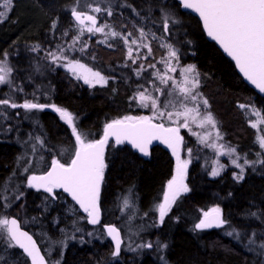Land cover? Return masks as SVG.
Returning <instances> with one entry per match:
<instances>
[{"label":"trees","instance_id":"obj_1","mask_svg":"<svg viewBox=\"0 0 264 264\" xmlns=\"http://www.w3.org/2000/svg\"><path fill=\"white\" fill-rule=\"evenodd\" d=\"M47 1L50 0H35L39 5L34 7L40 9L37 8L39 15L31 25H17L16 21L15 25L0 28V58L4 57V53L13 57L17 80H27L26 75L34 81L36 72L39 73L38 77L46 74L43 77L45 93L40 103L66 109L72 113L82 137H86V141L97 140L107 123L137 112L135 97L144 88L148 73L144 71L145 67L168 56V49L161 46V37L151 39V52L143 47L139 61L131 64V59H127L128 46L121 37L114 40L111 47L100 43L95 37L91 38L89 34H80L73 43L77 37L76 28L83 25L76 23L71 14L62 10L65 0H54L53 6L48 5ZM164 11L170 12L175 21L176 35L169 41L177 52V67L180 70L184 65L195 66L203 79L200 89L210 102L209 108L220 122L226 139L251 164L246 166L242 180L235 178L237 171L232 167L212 176L211 168L204 167L203 155L199 154L189 165L186 175L189 191L183 193L162 224L153 212L151 218L154 225L145 235L151 242L167 244L165 256L168 264H264V250L255 243H248L253 233L256 241L264 242V169L259 170L254 166L260 153L257 131L239 107L253 103L264 115V95L258 94L244 81L233 60L206 37L200 20L183 10L178 0H117L112 15H108V23L115 25L118 33L137 34L141 22L145 26L150 19L160 21ZM37 19H40L39 22ZM36 21L42 23L39 28ZM22 29L23 39H11ZM31 30L35 31L34 35H31ZM1 38L6 40L3 42ZM34 48L37 51H33ZM77 49L79 51H75ZM49 52L63 57L78 56L80 61L100 70L107 83L94 86L84 83L58 61L52 60ZM165 60L168 61V58ZM26 80L23 85L27 86V93H14L15 96L10 97L0 92V99H9L19 105L26 99L37 98L38 94L33 91L34 83H27ZM0 112L5 114L0 116V192L4 196L7 186L15 188L21 183L20 179L25 180L27 175L34 173L33 163L39 155L44 157V165L53 159L68 161L72 155H68V152L74 149L75 138L68 124L51 107L29 111L28 121L24 116L25 110L20 107L0 106ZM181 132L182 151L187 149L189 137L186 130ZM193 144L199 153L201 145L196 138ZM175 162L173 154L159 144L152 147L150 156L144 157L126 144L111 142L105 156L100 200L103 212L101 224H120L118 205L126 192L131 193V200L137 202L138 214L151 209L161 200L168 181L172 179ZM251 166L255 169H250ZM25 167L28 169L26 172ZM238 175L240 173L237 172ZM22 192L7 215H15L19 219L25 216L35 218L42 230H49L52 234H59V227L71 222L66 218L62 204L45 201L42 190L24 187ZM68 201L72 202L70 199ZM215 206L222 208L227 226L244 233L240 237L242 240L237 241L219 228L194 230L198 214ZM3 210L4 199L0 197V213ZM81 224L87 230L100 228L104 239L93 237L82 244L72 243L63 264H165L152 248H143V255L138 259L136 254H128L127 261L119 255L114 259L111 255L113 244L102 225L93 227L87 220ZM31 227L26 228L32 230L40 242V236H36ZM141 240L145 241L143 238ZM21 254L25 264H29L27 257Z\"/></svg>","mask_w":264,"mask_h":264},{"label":"snow or ice","instance_id":"obj_2","mask_svg":"<svg viewBox=\"0 0 264 264\" xmlns=\"http://www.w3.org/2000/svg\"><path fill=\"white\" fill-rule=\"evenodd\" d=\"M12 0H2L0 7H3L5 11H0V22H3V18H6V12L10 11L9 5ZM178 3L182 4L184 8L195 9L203 19L204 27L210 37L219 42L224 50L233 57L236 64L240 67L245 77L256 85L261 91H264V0H178ZM90 7V6H88ZM95 13L104 11L107 15H112V9L110 6L101 9L99 6L92 9ZM71 15L79 22V25H84L85 20L91 22L90 27H87V32H104L105 27L109 25H101L97 27V18L95 15H89L86 11H77L76 8H72ZM139 15V13H137ZM172 18L170 14L164 13L162 16L163 28L165 31L168 29V20ZM55 22L53 28H55ZM84 29L79 28V32L82 34ZM108 35L112 37H121L125 43L128 42L132 33L124 35L116 31H110ZM149 33H146L143 28L139 29V36L147 39ZM79 39V35L74 38ZM106 42V41H105ZM132 44H136V38L131 40ZM143 47L148 48L147 44H143ZM162 47H166L169 52V58H175L178 60L177 52L170 44H163ZM111 47V45H109ZM33 51H37L36 48ZM63 51V50H61ZM149 52L151 49L149 48ZM129 56L132 55V48H128ZM48 56L52 60L66 59L63 56H57L55 53L49 52ZM166 66L170 68L172 72L176 69L171 67L167 60L164 61ZM72 70L73 74H76V68L85 69L83 64L77 62L69 63L65 65ZM154 67V65H149ZM141 68L143 66L141 65ZM13 69L9 66L7 61V53H4V58L0 59V85H11V73ZM185 74L182 84H178L179 92L182 94V101L179 107L183 108V111H176L175 113L167 111L169 106L176 108L175 101L169 99L164 104L165 111H161L158 107L157 99L150 96L146 97L143 92H140L139 99L142 104L145 100H151L152 106L155 109L154 115L151 117H129L125 116L122 119L112 120L104 126L103 136L99 140L86 141V137H82V134L77 131L74 124V118L72 113L66 109H61L55 105H44L39 103H33L25 101L23 104L10 103L9 99H0V106L10 108H23L27 110H42L44 108H54L59 114L60 119L65 121L70 127L75 136V143L78 145L74 151V157L69 163L64 164L59 160L52 162L51 171H48L43 176H31L28 178V186L35 187L37 189L44 188L46 192L53 193V189L60 188L71 194V196L79 203L84 212L88 213L87 219L91 224L96 225L99 223V197L101 184L104 180V172L106 168L104 160V149L108 142L109 137L115 138V143L120 144L124 141L130 142L136 149L145 155L148 154V145L153 140H162L170 148L173 153L177 154V168L176 175L167 183V191L164 192L163 202L155 205L154 210L158 212L159 222H164L165 216L170 212L173 204L176 203L177 198L181 193H186L189 188L184 183L186 175L187 161L180 162L178 148L183 140L179 135V127H165L163 123H153V119L156 115L161 118L167 115L171 120L173 115L177 118L183 116L185 118L184 123L180 127L188 128V118L190 114L192 120L195 121L197 117L201 115L199 99L201 94L195 92L199 87L198 73L195 71V66L188 65L182 69ZM188 74H191L189 76ZM91 77V78H90ZM81 77L77 75V79ZM84 82L89 85L106 84L107 79L101 75L100 72H93L91 69H86V74L83 75ZM172 77L167 74L160 76L162 83L167 84L168 80ZM22 91V89H21ZM157 91L163 92L162 89ZM172 95V92H169ZM192 102L193 107L189 108L188 104ZM204 105H207V100H202ZM147 107V104H144ZM240 108H246L245 105H239ZM256 117H261V112L255 108L252 109ZM3 112H0V116H4ZM209 124L215 127L216 121L213 118L211 112H206L203 118L200 120L201 126L203 124ZM260 123L264 124V117L261 118ZM253 128L257 127V124L251 125ZM217 138L219 133L217 132ZM39 139V138H37ZM43 143V141H40ZM257 143L264 148V136H257ZM215 147V145H213ZM223 148V145H220ZM191 151L190 149L188 150ZM229 152H235V149H229ZM232 163H236L233 160ZM247 164V160H245ZM259 163L264 164V160H260ZM243 170L242 165H238ZM24 171H28L27 168ZM217 170H213L211 175H218ZM237 180L243 179V171L241 174L235 177ZM0 197L5 201L6 196L0 192ZM19 199V197H16ZM8 205L5 204V207ZM130 201L128 198L123 200V207L128 208ZM146 215V214H145ZM228 224V221L223 219L222 210L219 206L213 207L208 211L202 212V218L198 223L194 225V230H205L211 228H221ZM107 235L114 241V250L111 255L117 257L121 252L122 240L119 230L114 226H105ZM228 236L234 237L237 241L240 240V233L236 229H232L225 233ZM91 235V233H89ZM255 233L252 234V237ZM0 241H2L7 247L19 246L25 253L31 258L32 264H46L44 256L40 254L39 248L36 246V242L32 236L26 231L21 230L20 222L15 219L0 218ZM63 243V242H62ZM254 243L253 239H249V244ZM158 246L167 248V244ZM140 248H152L151 242L139 245ZM264 250V243L260 245ZM264 254V251H262ZM59 264V261L54 262Z\"/></svg>","mask_w":264,"mask_h":264},{"label":"rangeland","instance_id":"obj_3","mask_svg":"<svg viewBox=\"0 0 264 264\" xmlns=\"http://www.w3.org/2000/svg\"><path fill=\"white\" fill-rule=\"evenodd\" d=\"M22 1H24V0H12V3L9 5L10 11L6 12V18H3V22H0V28L2 26L6 27L8 25L9 26L15 25L16 21H17V25H23V24L24 25H31L33 23V20L35 19L36 15L38 14V10H37L38 7L36 8L34 6H38L39 4L36 3L37 1L35 2V0H32V1L26 0L27 2H25V1L22 2ZM0 3H2V0H0ZM116 3H117V0H65L62 3L63 4L62 10L65 11V13L67 12L70 15L72 8H76L77 11H86L89 15H95L97 18V25H96L97 27L106 24V25H109L110 28L105 27L104 32L89 33V32H87V27H90L92 25L86 24V25L82 26V28L84 29L82 34H85V35L89 34L91 38L92 37L97 38V40L100 43L113 45L112 42L114 40H116L117 38H119V36L118 37H112L111 35H108V33L110 31L118 32L116 26L108 23L109 18H108V15L106 12L101 11L100 13H95L94 11H92V9H94L97 6H99L101 9L110 6L111 9L114 11V6L116 5ZM47 4L50 6L51 5L53 6L54 0L47 1ZM88 6H90V7H88ZM38 9H40V8H38ZM0 11H5V9L3 7H0ZM164 13H168V14H170V17H172V14L170 12L164 11ZM39 20L40 19H37L38 22H39ZM38 22H37V24H38L37 28H39V26L42 24L41 22L40 23H38ZM174 22L175 21L173 20V18H170L168 20L167 31H165L163 28L162 18L160 21H158L157 19H150V21H148L145 24V26L141 22V26L137 27V34H132V36H131L132 38H129L128 42L126 43L128 48H129V46H131V48H132V55L129 56V54H128V56H127V59L128 58L131 59V64L137 63L139 61V58L141 56V52L143 49V46H142L143 44H147L149 46L147 48L148 50H149V48L151 49V44H150L151 39H158L159 37H161L162 44L172 45V43L169 41V39H172V37H174L176 35V29H175ZM79 28H81V27L79 26L76 28L77 29L76 30L77 36L81 34L79 32ZM141 28H143L146 33H149L147 39H144V38L139 36V29H141ZM119 31H121V29H119ZM30 33H32L31 35H34L35 31L31 30ZM22 34H23V29L20 31V33L13 34L11 39H13V40H15L16 38L21 39L23 36ZM28 37H30V36H28ZM133 38H136V40H137L136 44L131 43V40ZM1 40L4 42V40H6V38H3V39L1 38ZM172 47L175 50V47L173 45H172ZM75 51H79V49H77ZM168 52H169V50H168ZM57 56H59V55H57ZM3 58H0V59H3ZM167 58H168V62L171 65V67H174L176 69L175 72H172L170 70V68H168L166 66V64L164 63L165 59H167ZM66 59H59L56 61H58V63H60L65 69H67L73 76L77 77V75H79L81 77L80 79L83 82H84L83 75L86 74V69H91L93 72L98 71L101 73L102 76L105 77V75L100 70H98L95 66L88 65L85 62L80 61L78 56H77V58H71L69 56H66ZM7 61H8L9 66H11V67L15 63V61L13 59H10V57L7 58ZM77 61L80 64H83L85 66V69H81V68L77 67L76 68V74H73L72 70L68 67H65V65H68L69 63L77 62ZM186 66H188V65H184L179 70V68L177 67V64L175 62V58L170 59L169 55L168 56L165 55L162 59H160V61H158V63L154 64V67H149V66H147L148 68L145 67L146 69L144 71H147L148 73H147L146 81H145V83H143L144 88L139 90L136 93V97H135L136 102L138 103V105L136 106V107H138V108H136L137 112H133L128 116L129 117H151L154 115L155 109L152 106L151 100H145L144 101V104L148 105L147 107H145L144 104H142L140 99H139L138 94L140 92H143L146 97L150 96L154 99H157L158 107L160 108L161 111H165L163 106H164L165 102L168 101L169 99L175 101L177 107L173 108V107L169 106L167 108L166 112L171 111V112L175 113L176 111H183V108L179 107L183 97H182V94L179 92V88H177L176 86L178 84H182L183 78L185 75L182 72V69ZM12 69H13V67H12ZM137 74H140V72H138ZM165 74H167V76L172 77V79L168 80L167 84L162 83L160 80V76H163ZM38 75H39V73L36 72L37 78L34 81L33 80H30V81L26 80L27 83H30V82L34 83L35 87H34L33 91L35 92V94H38L37 95L38 97L35 98L34 100H37V101L31 100V99H26L25 101H30L33 103L41 104L40 98L42 97V94L45 93V91L43 89V83H44L43 77H45L46 74H44L45 76H43V74H40L39 77H38ZM188 75L191 76V74H188ZM25 77L27 79H30V77H27L26 75H25ZM198 79H199V87L195 90V92H198L201 94V96L199 98L201 100V104H200L201 115L199 117H197L195 121H193L191 116L194 114H190V116L188 118V124H189L188 128L180 127V125L184 123L185 118L183 116H180L179 118H177L175 116V114L173 115L171 120L168 119L166 114L163 118H161L159 115H156V118L153 120L157 121V122H162L168 126L169 125L170 126H177V127H179V129L181 131L186 130V134L189 137V139H188L189 145H188L187 149L180 151L179 158H180V162L187 161V168H189V165L191 164L193 159H196L198 157V155L201 154V155H203V159H204V160L202 159V161L204 163V167H206V168L210 167L211 173L213 170H217L218 173H220L221 171L225 170L227 167H232L235 171H237L240 174H241V171H243V176H244L245 171H246L245 170L246 166L248 164H251V163L246 164L245 160H247V159L242 158L243 155L242 156L239 155L237 152V149L233 148L232 145H230V143L226 139V136L220 127V122L218 121L216 116L213 114V112L209 108L210 102L204 96V94L202 93V91L200 89L201 83L203 82V79L200 77V75H198ZM18 80H16L15 88L18 86ZM15 88L14 89L12 88V90L7 92L6 94H8L10 97H14L15 96L14 93H27L26 89H22V91H21V89H18V88L15 89ZM157 89H162L163 92L161 93L160 91H157ZM169 92H172L171 96L169 95ZM202 100H207V105H204L202 103ZM10 103H13V102H10ZM185 103L188 104L189 108L193 107L192 102L185 101ZM243 105L246 106V108H244L243 111H244L246 117L248 118L249 122L251 123V125L254 123L257 124V127L255 128L257 131V136L258 135L264 136V124L260 123V120L262 117H264V115H263L262 111L260 110V108L253 103H245ZM253 108H255L261 112V117L255 116V113L252 111ZM24 110L26 112L24 116L27 119L26 121H28L29 117H28L27 113L31 110H27V109H24ZM206 112H211L213 118L216 121L215 127H212L211 125H209L207 123H205V124H203V126H201L200 120L203 118V116L206 114ZM122 118H120V119H122ZM217 132L219 133V138H217ZM195 138L198 140V143L201 145V149H200L199 153H198V150L196 149L197 146L195 147V144H193ZM85 142H87V141H85ZM213 145H215V147H213ZM220 145H223L224 147L221 148ZM77 146L78 145H76V143H75L74 149H71L68 152V155H70V154L73 155ZM259 146H260V153H259L258 158L255 160L256 162L254 163V166L260 170V169H264V164L259 163L260 160H264V148H262L260 144H259ZM189 149L191 150L190 152L188 151ZM229 149H235V152H229L228 151ZM72 155L70 156L68 161H64L62 163H65V164L69 163L70 160L74 156V155L73 156ZM174 157L176 160V162H175L176 165H175V171H174L173 176L176 175V168H177V163H178L177 156H174ZM54 160H57V159H53L49 164L44 165L45 164L44 163V157L42 155H39V158H37L36 161H34V163H33L34 173L32 172L29 175H27L25 180L20 179L21 183L16 185L15 188L10 189L9 186L6 187V189H5L6 191H5L4 196L7 197V200L6 201L4 200V210L0 213V218H4V217L8 218L9 217V215H7V212L17 204L18 199L16 197L17 196L20 197L22 195V193H23L22 190L24 187L38 190L35 187L28 186V178L33 176V175L39 176L41 173H43L49 167V165ZM233 160H236L235 164L232 163ZM238 165H242L243 170L241 169V167H238ZM187 168H186V175H187ZM250 169L254 170L255 168H253V166H251ZM237 172H236V176H237ZM184 183L186 185H188L187 184V177H186V180H184ZM166 191H167V186H166V189L164 192H166ZM182 194L183 193H181V195ZM181 195L177 198L176 204H177V201L179 200V198L181 197ZM43 198L45 201H48L49 203H61L62 206L64 207V212H65L66 218H68L71 221L66 225H62L63 227L62 226L59 227L60 228L59 234H52L49 232V230H42V227L37 225V223L35 222V218H29L26 216H25V218L23 217L25 220L20 218L22 221L26 222V224L23 222L26 227H28V226L30 227V225L33 226L31 228L35 231L36 236H40V243L43 247V250H44L50 264L51 263L54 264V262H56V261H59V264H63L68 250L71 249L75 243L82 244V243L89 241L93 237H97V238L99 237V239H101V240L104 239V235H102V233H100V228H93L91 230H89V229L87 230V229L83 228L84 226L81 224V222H83L84 220L86 221L87 217L79 211L78 207L74 203L68 201V198L64 195L63 192H61L60 190H55L54 195L53 194L50 195V194L45 193ZM125 198H128L130 201V206L128 208L123 207V200ZM162 202H163V196H162L161 200L159 202H157L155 205L162 203ZM5 204H7L8 206L5 207ZM155 205L151 209H148L144 214H138L137 209H139V206H138L137 202H134L131 200V193L126 192L123 195L122 199L120 200V205H118L119 210H120V214L118 216V219L120 220V224H116V225L119 226L123 230V233L125 235V243L123 244V248H125L127 252H129L131 254H138V255L140 254L142 256L143 255V248H140L138 246L151 242L149 240V237H147L145 235V233L148 231V229L150 227H152L154 225V221L151 218L153 212L155 214H157L156 219H159L158 218V212L154 210ZM174 206H175V204L172 205L171 210ZM221 210H222V208H221ZM205 211H208V210H205ZM202 212H200L198 214L197 223L202 218ZM222 214H223V210H222ZM83 216H85V217H83ZM54 224L56 225L57 222H54ZM219 229H221L224 233L231 231L232 229H236L239 231L240 237L244 235L242 232H240V230L238 228L229 227L227 225H225ZM89 233H91V235H89ZM142 234H143V236H141ZM141 238H143V240H145V241H142ZM252 239L254 240V243L259 245V246L262 243H264L262 241L261 242L256 241V239H254L253 237H252ZM72 243H73V245H72ZM151 243L153 245L152 249H153L154 253L158 254V259L161 262L168 264V261L166 259L165 253H164L165 248L158 246L157 241L151 242ZM248 243H249V241H248ZM159 245H163V244H159ZM117 257H114V259H117ZM12 260H13V262H12ZM12 263H14V264H25L24 258L22 257V254L16 249L15 246L14 247H7L2 241H0V264H12Z\"/></svg>","mask_w":264,"mask_h":264},{"label":"water","instance_id":"obj_4","mask_svg":"<svg viewBox=\"0 0 264 264\" xmlns=\"http://www.w3.org/2000/svg\"><path fill=\"white\" fill-rule=\"evenodd\" d=\"M181 7H182L183 10L192 13L193 15H195V16L200 20V22H201V24H202V28H203V30H204V32H205V34H206V37H207L209 40L214 41V42L218 45V47L221 49V51H222V52H223L228 58H230L231 60H233V62L235 63V66H236V69H237L238 73L243 77L244 81H245L250 87H252L257 93H259L260 95H264V91H261L256 85H254L250 80H248L247 77H245L244 73L241 71L240 67L236 64V61L233 59V57L230 56V55L224 50V48L219 44L218 41H216L215 39H213L212 37H210V36L208 35L207 30H206L205 27H204L203 19H202V17H200L199 13L196 12L195 9L184 8V7L182 6V4H181ZM72 18H73V20H74L76 23L79 24V22L76 21L75 18H74L73 16H72ZM88 23L91 24V22L85 20L84 25H85V24H88ZM152 122H153V123H156V124L162 123V122H157V121H154V120H153ZM163 124H164V123H163ZM68 126H69V125H68ZM164 126H165L166 128H167V127H177V126H168V125H166V124H164ZM69 127H70V126H69ZM70 128H71V127H70ZM179 135L183 138L180 129H179ZM73 136H74V134H73ZM102 136H103V134H102L101 137L98 138L97 140L101 139ZM74 138H75V136H74ZM111 142H113L114 144H116V143H115V138H114V137H109L108 142H107V144L105 145V149H104V160H105V156H106V152H107L108 146L110 145ZM120 144H126V145L129 146L133 151H135L136 153H138V154H140L141 156H144V157H148V156H150L152 147H153L154 145H157V144L162 145V146L165 147L167 150H169L170 152L173 153L172 148H170V147H169L167 144H165L162 140H153V141L148 145V154H147V155H145L144 153H141L138 149H136V148H135L130 142H128V141H124L123 143H120ZM120 144H116V145H120ZM181 145H182V142H181V144H180V146H179V148H178V154H179V152H180V150H181ZM77 147H78V146H77ZM173 154H174L175 156H177V154H175V153H173ZM73 157H74V156H73ZM61 163H62V162H61ZM51 167H52V163H51L50 166L47 168V170H45V171H44L43 173H41L39 176H43V175H45L48 171H51ZM102 184H103V182H102ZM102 184H101L100 197H99V209H100L99 223H101V221H102V216H103V212H102V208H101V203H100V200H101V192H102ZM40 189L43 190L44 192H46L44 188H40ZM57 189H59V190H61L62 192H64L65 195H66L70 200H72V201L78 206L80 212L83 213V214H87V217H88V213L84 212L83 208L80 207L79 203H78V202H77V201L71 196L70 193H68V192H66V191H64L63 189H60V188H57ZM46 193H48V192H46ZM12 218L17 219V220L20 222L21 230H22V231H26V232H28V234H29L30 236H32L33 240L36 242V246H37V248H39V250H40V254H41L42 256H44L45 261H46V264H49L48 259H47L46 255L44 254L43 249L41 248V245L39 244V242L37 241V239H36V237L33 235V233H32L30 230H28V229H26L25 227L22 226L21 221H20V219H19L17 216H15V215H11V216L9 217V219H12ZM88 223H89L90 225H92V226H95V225L91 224L89 220H88ZM99 223H98V224H99ZM98 224H96V225H98ZM105 226H114V227H116V228L119 230V232H120V237H121L122 244H123L124 239H123V235H122V231H121V229H120L117 225H115V224H113V223H107V224L104 225V229H105L106 234H107V230H106ZM107 236H108V235H107ZM108 237H109V236H108ZM109 238H110V240L112 241V244H113V247H114V241L111 239V237H109ZM122 244H121V248H122ZM17 247L19 248V246H17ZM19 249H20V250L26 255V257L29 259L30 264H32V262H31V258L27 255V253H25V252L23 251V249H21V248H19Z\"/></svg>","mask_w":264,"mask_h":264},{"label":"flooded vegetation","instance_id":"obj_5","mask_svg":"<svg viewBox=\"0 0 264 264\" xmlns=\"http://www.w3.org/2000/svg\"><path fill=\"white\" fill-rule=\"evenodd\" d=\"M10 56H7V58H9ZM10 59H13V57H10ZM14 60V59H13ZM13 67V71H12V73H11V81H12V83H11V85H8V84H3V85H0V92H2L3 94H6L7 92H9V91H11L12 90V88L14 89L15 88V86H16V76H15V74H16V71L14 70L16 67H15V64L12 66ZM26 80L25 78H21V79H19L18 80V86L16 87V88H18V89H26V87L27 86H24L23 85V81L24 80ZM27 80H29L30 81V79H27ZM15 88V89H16ZM187 171H188V168H187ZM55 190H57L56 188L55 189H53V193H54V191ZM222 216H223V214H222ZM101 224V223H100ZM100 224H98V225H96V227H99L100 226ZM102 225V227L104 226V223L103 224H101ZM122 230V229H121ZM122 233H123V230H122ZM123 237H124V243H125V235H124V233H123ZM112 243V242H111ZM125 250V248H123L122 247V251H121V253L119 254V256H121V257H123L126 261L129 259V256H128V254H131V253H129V252H125L124 251ZM141 256H140V254L138 255V254H136V259H138V258H140Z\"/></svg>","mask_w":264,"mask_h":264},{"label":"bare ground","instance_id":"obj_6","mask_svg":"<svg viewBox=\"0 0 264 264\" xmlns=\"http://www.w3.org/2000/svg\"><path fill=\"white\" fill-rule=\"evenodd\" d=\"M73 155H74V154H73ZM73 155H72V156H73ZM191 163H192V162H191ZM175 165H176V163H175ZM206 166H207V165H206ZM187 172H188V171H187ZM187 186H188V185H187ZM182 195H183V194H182ZM182 195H181V196H182ZM175 204H176V203H175ZM68 211H69V210H68ZM223 218H224V217H223ZM243 234H244V233H243ZM241 235H242V234H241ZM248 235L251 236L250 234H248ZM249 236H247V237H249ZM247 237H244V238L246 239ZM240 239L242 240V238H240ZM108 240H109V238H108ZM110 241H111V240H110ZM111 242H112V241H111ZM246 242H247V241H246ZM112 249H113V248H112ZM19 251L21 252V250H19ZM21 253H22V252H21ZM164 253H166V252H165V249H164ZM165 255H166V254H165ZM24 257H25V256H24ZM26 259H28V258H26ZM14 260H15V259H14ZM28 261H29V260H28ZM12 262H13V260H12ZM15 263H16V262H15ZM12 264H14V263H12ZM51 264H52V263H51Z\"/></svg>","mask_w":264,"mask_h":264}]
</instances>
